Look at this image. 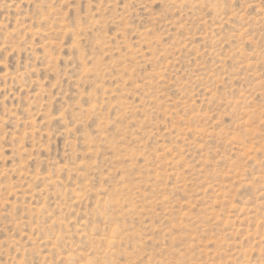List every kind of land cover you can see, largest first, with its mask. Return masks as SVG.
<instances>
[{"label":"rangeland","instance_id":"obj_1","mask_svg":"<svg viewBox=\"0 0 264 264\" xmlns=\"http://www.w3.org/2000/svg\"><path fill=\"white\" fill-rule=\"evenodd\" d=\"M0 264H264V0H0Z\"/></svg>","mask_w":264,"mask_h":264}]
</instances>
